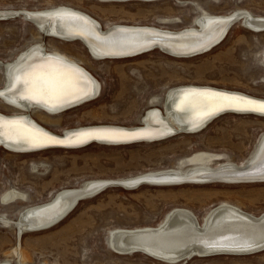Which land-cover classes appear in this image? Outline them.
Wrapping results in <instances>:
<instances>
[{
    "label": "rangeland",
    "instance_id": "obj_1",
    "mask_svg": "<svg viewBox=\"0 0 264 264\" xmlns=\"http://www.w3.org/2000/svg\"><path fill=\"white\" fill-rule=\"evenodd\" d=\"M60 7L89 15L104 31L132 26L177 33L196 28L203 10L214 16L247 11L264 17V0H0V10L5 11L42 12ZM242 20L236 19L226 38L201 55L180 58L155 48L132 58L96 60L81 42L42 35L31 21L17 14L0 20V63H12L43 42L48 52L73 58L101 83V95L83 105L55 116L41 112L44 119L29 113L55 134L90 126L137 127L150 108L162 111L168 95L178 88L210 87L264 99V30L252 31ZM3 76L0 69V89L5 87ZM154 98L159 103L151 106L149 101ZM7 105L0 99V113L19 114ZM263 135L264 117L227 113L198 133H180L156 142L92 143L32 153L0 147V216L14 224L9 228L0 222V264L7 258L20 264L16 255L8 256L17 246L28 254L29 264H168L142 253L116 254L110 238L117 231L159 228L176 209L191 211L201 224L224 204L261 216L264 182L114 186L79 203L52 228L19 237L15 223L27 208L49 203L60 192L80 188L87 181H118L169 169L198 152L227 155L233 163L244 165ZM11 190L23 192L28 200L4 205L2 197ZM185 264H264V251L248 256L194 257Z\"/></svg>",
    "mask_w": 264,
    "mask_h": 264
},
{
    "label": "bare ground",
    "instance_id": "obj_2",
    "mask_svg": "<svg viewBox=\"0 0 264 264\" xmlns=\"http://www.w3.org/2000/svg\"><path fill=\"white\" fill-rule=\"evenodd\" d=\"M100 1L125 3L157 0ZM201 12L196 28L177 33L132 26H113L104 31L101 24L89 15L68 7L42 12L0 10V20L23 13L24 18L32 20L42 35L64 42L79 41L86 49L90 47L92 53L89 49L88 51L96 60L132 58L146 53H142V50L153 45L175 57L201 55L213 49L215 44L221 43L233 21L239 17L245 20L248 26L246 28L255 32L264 30V17H255L247 11L228 16H214L204 10ZM222 38L224 39L220 41ZM0 69L4 72L5 86L0 89V99L19 113L14 116L0 113V147L5 146L6 150L16 153L38 152L57 146L77 149L88 146L86 144H91L93 140L109 146L161 141L177 130L198 133L210 120L208 125L216 119L212 120L216 114L224 110H235L228 113L239 115L254 114L264 117V112L252 110L242 104L245 100L264 102V99L217 88L190 86L175 89L168 95L165 112L150 108L141 119V126H90L58 135L39 124L29 113L34 112L40 117L41 112L55 116L83 105L82 102L92 101L101 95V83L73 58L58 51L48 52L43 42H37L12 63H0ZM46 82L52 88L42 92ZM34 94L35 98H26ZM158 103V98L149 101L151 106ZM224 114L227 113L220 116ZM36 149L41 150L28 151ZM218 162L222 163L216 166ZM148 174L164 175L165 178L155 180L152 184L156 186L180 185L183 184L182 180L192 184L264 182V135L244 165L233 163L227 155L198 152L180 160L172 168L118 181L131 183L133 179ZM96 181L101 180L87 181L80 188L60 192L52 200V204L51 201L27 208L21 212L17 223L13 221L16 231H42L35 229L46 225L49 219L68 209L79 194L85 193L84 187ZM27 200L26 194L16 190L8 191L2 197L4 205ZM6 217L0 216V222L10 228L14 224ZM110 247L119 255L142 253L168 264H185L194 257L254 255L264 251V214L254 216L237 206L224 204L213 209L201 224L191 211L176 209L159 228L113 233ZM8 254L16 255L20 264L30 262L28 254L18 246ZM10 260L12 259L7 258L2 264H12Z\"/></svg>",
    "mask_w": 264,
    "mask_h": 264
},
{
    "label": "water",
    "instance_id": "obj_3",
    "mask_svg": "<svg viewBox=\"0 0 264 264\" xmlns=\"http://www.w3.org/2000/svg\"><path fill=\"white\" fill-rule=\"evenodd\" d=\"M19 14V13H17ZM17 14H13L11 15L12 17L17 15ZM23 13H20V15H22ZM10 16V17H11ZM23 16V15H22ZM237 19V18H236ZM235 19V20H236ZM29 21L32 22V20H30L28 18ZM234 20V21H235ZM233 21V22H234ZM33 23V22H32ZM233 24V23H232ZM224 38H222L220 41H222ZM219 41V42H220ZM218 42V43H219ZM217 44H215L214 46H216ZM213 46V47H214ZM88 47V46H87ZM155 48H159L161 49L162 51L172 55L171 53L163 50L162 48L156 46V45H153L149 48H145L144 50H142V53L143 52H147V51H150V50H153ZM212 48V47H211ZM89 51L91 52L90 50V47H88ZM141 52V51H140ZM92 53V52H91ZM205 53V52H203ZM201 53V54H203ZM88 102L87 101H84L82 103H86ZM156 110H159L160 112L164 111L165 112V109L163 108V110L161 111L160 109H157L155 108ZM63 111V110H62ZM228 112H235V110H224L222 112H219L218 114L215 115L213 119L219 117L221 114L223 113H228ZM251 113V112H249ZM211 121V120H210ZM209 121V122H210ZM208 122V123H209ZM208 123L204 126V128H202L201 130L205 129L207 126H208ZM192 131L191 130H177V132H174L170 135L171 136H174V135H177V134H180V133H191ZM92 143H100L99 141H96V140H93L91 141ZM91 143V144H92ZM86 145H90L89 143H87ZM85 146V145H84ZM4 148H6L5 146H3ZM57 148H63L62 146H57ZM37 150H41V149H36V150H28V151H37ZM164 175H153V174H148V175H143V176H140V177H137L135 179H133L134 181H105V180H101V181H96L86 187H84V192L85 193H81L79 194V196L76 198V200L74 201V203L68 208L66 209L65 211H62V212H59L58 214H56L53 218L49 219L48 223H46V225L42 226L41 228L39 229H35V230H45L47 228H51V227H54L55 225L59 224L60 222H62L66 217H68L72 211L79 205V203H81L82 201L84 200H87V199H90V198H93L97 195H99L100 193L104 192L106 189H108L109 187H114V186H121V187H126V188H135V187H138L142 184H145V183H149V184H154L155 183V180H160L162 178H165L163 177ZM168 178V177H166ZM185 180H182V183H184ZM56 200V199H55ZM54 201H52L50 204H52ZM49 204V205H50ZM48 206V205H46ZM44 208V207H42ZM36 210H42V209H36ZM22 234V232L18 231V236H20ZM113 249V247H112ZM136 251V250H135Z\"/></svg>",
    "mask_w": 264,
    "mask_h": 264
},
{
    "label": "snow or ice",
    "instance_id": "obj_4",
    "mask_svg": "<svg viewBox=\"0 0 264 264\" xmlns=\"http://www.w3.org/2000/svg\"><path fill=\"white\" fill-rule=\"evenodd\" d=\"M52 88V85L47 83L45 84L44 87H42L41 91H47ZM26 98H35V94L32 97H26ZM227 99V98H225ZM240 103V102H237ZM244 107H250L252 110H258L264 112V102H253L251 100H245L242 102Z\"/></svg>",
    "mask_w": 264,
    "mask_h": 264
}]
</instances>
